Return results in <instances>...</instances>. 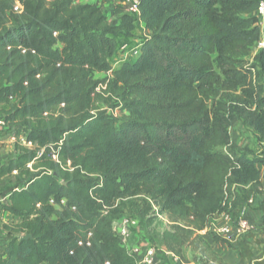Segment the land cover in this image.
<instances>
[{
    "label": "trees",
    "instance_id": "trees-1",
    "mask_svg": "<svg viewBox=\"0 0 264 264\" xmlns=\"http://www.w3.org/2000/svg\"><path fill=\"white\" fill-rule=\"evenodd\" d=\"M260 1L141 0L139 54L111 70L121 44L136 40L122 8L109 20L77 0H0V118L33 145L0 163V180L21 183L0 207L17 219L1 226L11 239L0 264H136L113 223L133 215L152 228L156 214L170 222L159 244L181 258L225 204L237 219L250 199L260 200L264 236V160L235 153L236 120L209 109L247 80L237 115L264 141V48L245 59L260 37ZM251 237L237 242L240 262L264 264L252 261Z\"/></svg>",
    "mask_w": 264,
    "mask_h": 264
},
{
    "label": "rangeland",
    "instance_id": "rangeland-1",
    "mask_svg": "<svg viewBox=\"0 0 264 264\" xmlns=\"http://www.w3.org/2000/svg\"><path fill=\"white\" fill-rule=\"evenodd\" d=\"M134 36L136 40H133L130 44L135 45V44H140L142 40L144 39L145 35L143 31L141 30L140 27H136ZM255 58V55L253 53V47L251 48L250 53L248 56L245 58L248 61V65H250ZM111 64L115 66V68H118L121 64H118L114 61V59L110 60ZM216 67V64H215ZM94 79L96 80H102L105 79V75L103 74H98L94 76ZM247 84V80L245 81L244 85L240 86L238 88V91L236 92V95H232L231 97H223L220 99L215 100L214 102L209 104V109L211 112L212 116L215 115H222L227 117L228 119L231 118V120H236V125L229 127L228 132H229V137H230V142L232 146H234L233 151L239 155H245L248 158H259L261 160H264V141L261 139V135L258 132H254L251 128H248L247 126L242 125V120L240 117H238L237 113H239V108L241 101H238V97H244L243 101H249L247 98V93H244V88ZM247 89V88H246ZM243 91V93H242ZM11 104H14V102L2 106L4 109H8ZM220 106H224L225 110H221ZM244 106L247 107V109H250L249 103ZM98 107L100 108V111H107L108 113H111V110L109 108L106 109L104 105H99ZM242 107V106H241ZM113 113L115 115L119 114L118 110H114ZM12 128L5 124V127L3 130L0 132V163L6 162L9 160L11 157H13L15 153V149L17 145L19 146H24L21 143V138L16 140V138L13 135V131H11ZM218 150L222 152H230L231 147L230 146H223L219 148ZM258 168L260 170V180L262 178L261 184H262V191H263V196L264 198V161L263 163H260L258 165ZM262 173V177H261ZM20 186L21 183H16L13 177H6L5 181L3 182V186L0 189V194L4 193L5 191L11 192L12 189H14L16 186ZM6 192V193H9ZM260 200L256 203L255 206L247 208V212L251 213H256L257 217L254 222H250L248 219V222L250 224V229L246 231L242 237L247 236V235H252L251 238H249V244L250 248L253 253V262L257 261H264V236L258 229V226L260 224V218H261V212L258 209ZM2 204L0 203V207ZM228 211V205H224L223 210L221 213L227 212ZM220 213V214H221ZM246 213V212H245ZM15 221L11 216L5 213L0 212V225L2 223H10ZM209 227H207V232H204V230L200 233V235L203 237L204 241L203 243L206 244L208 250L204 249L203 243L202 242H197L196 247L197 249L194 250L192 247H186L183 249V255L184 259L183 264H252L248 262L241 263L238 255V251L236 249L237 242L240 240L235 241V247H228L222 241L215 242L213 241L214 238V233L212 231L213 227L220 228L223 226V222L221 219L215 220V221H210L209 222ZM232 229H236L237 221L236 219H233L232 222L229 224ZM169 225L167 221L159 220L157 219L155 222V225L152 228H149L145 225L144 222H139L136 229L134 232L136 233V236L139 242H143L146 239L150 238L152 240V246L156 247L158 250H164L161 245L159 244L160 242V237L161 233L164 232L165 230H168ZM2 230L0 228V234ZM241 237V238H242ZM221 239V238H220ZM214 243L217 246L216 251L219 253L218 256L221 258H217V255L212 252L214 248ZM219 243L221 244L219 246ZM211 245V246H210ZM204 249V250H203ZM216 259V262L214 259ZM179 258V257H176ZM182 258V257H181ZM179 258V261L180 259ZM158 259L162 264H174L175 262V256H166L164 255L161 251L158 252ZM183 259V258H182ZM181 259V260H182ZM224 261V263H220L219 261Z\"/></svg>",
    "mask_w": 264,
    "mask_h": 264
},
{
    "label": "built area",
    "instance_id": "built-area-1",
    "mask_svg": "<svg viewBox=\"0 0 264 264\" xmlns=\"http://www.w3.org/2000/svg\"><path fill=\"white\" fill-rule=\"evenodd\" d=\"M92 1L90 4H96L98 8L102 11V13L109 19V20H115L116 17L113 16V13H107L106 9L104 7L105 0H77L79 4H83ZM112 2L113 11L116 7L122 8L125 14L132 17L135 21L139 20V8L141 4V0H108ZM13 10L15 12H20L22 10L21 5L16 2L14 5ZM255 16L257 18V26L259 27L260 31V37L259 40L254 44L253 46V53L256 55L260 50L264 48V0H261L258 4L257 10L255 12ZM139 47L140 44L131 45L127 42H123L118 50V52L114 55L112 59L118 64H122L123 62L130 61L134 58H136L139 54ZM115 66L111 64V70H115ZM111 73L108 72L106 74L101 73L105 75V77L109 76ZM5 127V122L2 118H0V132ZM21 143L26 148H33V145L29 142H26L24 138H21ZM41 150L37 151L36 156H40ZM53 160L57 161L56 155H52ZM8 196L4 195L0 203L2 205L8 203ZM52 203V201L50 202ZM63 204V201L61 202ZM256 202L253 199H250L248 201V208L255 206ZM1 212V211H0ZM245 212L247 210L245 209ZM244 212V214H245ZM3 213V212H1ZM7 214V213H5ZM244 214L237 218V227L236 229H232L230 227V223L232 222L233 218L232 215L224 212L219 215L214 216L211 221H215L218 219H221L223 222V226L220 228L213 227L212 231L215 235L220 236L224 240H226L229 243L235 242L239 239H241L242 235L250 229V224L248 220L244 217ZM157 219L167 221L168 225H170V222L168 221L167 217L165 215H155ZM138 225V220L133 215H126L121 217L119 220L113 223V230L115 231L117 237L121 241L122 245L126 248L128 253L134 258L136 264H155V257L158 255V252L161 251L166 256H173L174 255L170 252H166L165 250H158L156 247L149 244L146 240L142 243H137L135 246H131V240L134 235V230L136 229ZM209 223L208 226L209 227ZM207 227L204 230V232H207ZM202 232V231H201ZM200 232V233H201ZM199 233V234H200ZM176 259V257H175Z\"/></svg>",
    "mask_w": 264,
    "mask_h": 264
},
{
    "label": "crops",
    "instance_id": "crops-1",
    "mask_svg": "<svg viewBox=\"0 0 264 264\" xmlns=\"http://www.w3.org/2000/svg\"><path fill=\"white\" fill-rule=\"evenodd\" d=\"M105 2V5H104V7H105V9H106V12L107 13H113V6H112V2H110V1H108V0H105L104 1ZM90 3H92V1H90V2H87V3H84V4H90ZM136 27H140L141 28V30L143 31V33H144V29H143V26H142V24H141V22L140 21H135V29H136ZM145 35V34H144ZM99 74H101V73H99ZM96 75H98V74H96ZM264 173V172H263ZM261 177H262V173H261ZM5 181V178H3V179H1L0 180V189L2 188V186H3V182ZM261 181H262V178H261ZM6 192H9V191H5L4 193H2V194H0V200H1V198L4 196V195H9L10 194V192L9 193H6ZM9 215V214H8ZM10 216V215H9ZM12 217V216H11ZM244 217L246 218V219H248L250 222H254L255 221V219H256V217H257V214L256 213H251V212H246L245 214H244ZM13 218V217H12ZM13 219H15V221H13V222H17V219L16 218H13ZM5 223V222H4ZM4 223H2V224H4ZM2 224L0 225V228H1V226H2ZM1 230H2V228H1ZM2 234H0V252H2L3 251V248L6 246V244H7V242L11 239V236L10 235H8L7 233H5V232H1ZM140 240H138V238H137V236H136V233H134V235H133V238H132V240H131V243H130V245L131 246H135L137 243H140L139 242ZM221 244L219 243V246H220ZM231 245L232 246H234L235 247V242H232L231 243ZM211 246V245H210ZM214 248H213V250H212V252L214 253V254H216L217 255V258L219 259V258H221L220 256H218L219 255V253L215 250L216 249V245H215V243H214ZM186 248V247H185ZM183 258V259H182ZM182 260L180 259V261H179V258H176V260H175V262H174V264H183V260L185 261V259H184V255L182 254ZM217 259V260H218ZM155 264H162L161 262H160V260L158 259V255H156V257H155ZM219 261V260H218ZM220 263H224V261H219Z\"/></svg>",
    "mask_w": 264,
    "mask_h": 264
},
{
    "label": "water",
    "instance_id": "water-1",
    "mask_svg": "<svg viewBox=\"0 0 264 264\" xmlns=\"http://www.w3.org/2000/svg\"><path fill=\"white\" fill-rule=\"evenodd\" d=\"M31 235H25L20 238V241L31 239Z\"/></svg>",
    "mask_w": 264,
    "mask_h": 264
}]
</instances>
